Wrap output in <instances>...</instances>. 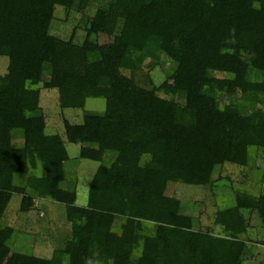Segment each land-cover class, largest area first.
<instances>
[{
	"label": "trees",
	"instance_id": "16d2710c",
	"mask_svg": "<svg viewBox=\"0 0 264 264\" xmlns=\"http://www.w3.org/2000/svg\"><path fill=\"white\" fill-rule=\"evenodd\" d=\"M75 2L0 0V264L18 238L3 224L14 194L24 214L39 200L62 204L71 227L50 258L24 264H250L264 247L247 238L253 221L264 231V0H110L80 45L74 32L50 34L56 7ZM165 61L174 70L157 84ZM42 89L57 90L61 109L89 98L105 109L45 135ZM66 144L97 163L82 207ZM257 158L259 191L230 187L234 203L211 226L167 195L169 183L214 192L228 180L214 178L218 167L253 170Z\"/></svg>",
	"mask_w": 264,
	"mask_h": 264
},
{
	"label": "rangeland",
	"instance_id": "374dc122",
	"mask_svg": "<svg viewBox=\"0 0 264 264\" xmlns=\"http://www.w3.org/2000/svg\"><path fill=\"white\" fill-rule=\"evenodd\" d=\"M110 0H87L83 4L81 0H76L74 7L70 11H65L62 7H56L54 19L51 22L50 34L61 40H69L74 32L73 41L75 44H82L86 33L84 31L88 19H90L97 9L107 6ZM99 41L104 43L110 38L100 36ZM8 59L0 57V74L6 73ZM174 65L168 61L163 62L159 69L152 74L153 80L160 84L171 75ZM126 73V72H125ZM223 78V75H218ZM141 86H146L141 77L137 78ZM178 85L176 80L172 81ZM40 107L46 117L45 135H63V119L71 124H81L84 112L102 113L105 109V100L102 98H89L85 102L83 109H61L58 101L57 90H44L40 92ZM116 140L109 142V148L115 149ZM69 155L68 169L76 183V205L85 206L87 202L88 186L91 177L97 168V163L78 158V145L66 144ZM254 169L247 170L233 164H224L215 172L214 178L222 175L227 179L218 183L214 192L201 189L196 186L169 183L167 195L175 197L181 202V212L199 216L202 225L211 226L213 224L214 213L218 208L229 207L234 203L233 187L243 190H250L255 193L259 191V179L263 173L261 159L257 158ZM247 173L246 178L244 174ZM242 183H245L244 185ZM232 185V186H231ZM215 195V196H213ZM39 204L37 205V203ZM36 201L34 210L27 214L19 212L20 196L14 194L7 212L5 213L3 224L13 227L18 232L16 244L11 252V264H24L29 256L40 258H50L53 251L62 248L65 240L71 234L70 224L66 220L65 207L62 204L51 205ZM171 218H164L163 222L169 224ZM259 222H252L251 228L247 232V238L258 240L264 237V231L260 228ZM258 227V228H257ZM253 258L250 264H264V247L256 245L252 248Z\"/></svg>",
	"mask_w": 264,
	"mask_h": 264
},
{
	"label": "crops",
	"instance_id": "0c3cea01",
	"mask_svg": "<svg viewBox=\"0 0 264 264\" xmlns=\"http://www.w3.org/2000/svg\"><path fill=\"white\" fill-rule=\"evenodd\" d=\"M36 203V202H35ZM39 204V202L37 203V205ZM44 206H46V204H48L50 206L51 205H56V204H53V203H49V202H43L42 203ZM35 207H36V204H35Z\"/></svg>",
	"mask_w": 264,
	"mask_h": 264
}]
</instances>
